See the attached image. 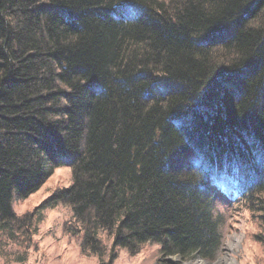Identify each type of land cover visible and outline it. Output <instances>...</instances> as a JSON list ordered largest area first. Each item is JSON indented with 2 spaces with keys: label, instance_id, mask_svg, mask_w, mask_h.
Listing matches in <instances>:
<instances>
[{
  "label": "trees",
  "instance_id": "trees-1",
  "mask_svg": "<svg viewBox=\"0 0 264 264\" xmlns=\"http://www.w3.org/2000/svg\"><path fill=\"white\" fill-rule=\"evenodd\" d=\"M59 166L40 207L102 264L216 259L221 195L264 248V0H0V255L33 246L14 202Z\"/></svg>",
  "mask_w": 264,
  "mask_h": 264
},
{
  "label": "rangeland",
  "instance_id": "rangeland-1",
  "mask_svg": "<svg viewBox=\"0 0 264 264\" xmlns=\"http://www.w3.org/2000/svg\"><path fill=\"white\" fill-rule=\"evenodd\" d=\"M72 183V170L69 166H59L47 182L27 198H17L14 208L17 214L37 209L42 212L39 230L34 236V244L28 251L17 250L15 246L7 247L10 254L0 255V264H102L95 255L83 253L79 243L64 231V224L72 216L71 207L56 204L52 207H40L52 192ZM215 212L222 213L224 223L221 226L223 245L218 257L214 260L197 257L185 259L179 255L164 256L159 243H147L136 254L119 249L114 259L105 257L109 264H188L203 260L207 264H217L227 254L235 264H264V248L255 239L259 232L256 220L243 206L229 203L222 195L216 201ZM255 233V234H254ZM238 240L233 247L230 244ZM110 243V242H109ZM26 254V256H25ZM17 255L25 256L17 259ZM111 262H108L110 261Z\"/></svg>",
  "mask_w": 264,
  "mask_h": 264
},
{
  "label": "bare ground",
  "instance_id": "bare-ground-1",
  "mask_svg": "<svg viewBox=\"0 0 264 264\" xmlns=\"http://www.w3.org/2000/svg\"><path fill=\"white\" fill-rule=\"evenodd\" d=\"M237 243H238V240L234 239V241L230 244V246L233 247ZM188 264H207V263L204 262L203 260H197L196 262H191ZM217 264H235V260L227 254Z\"/></svg>",
  "mask_w": 264,
  "mask_h": 264
}]
</instances>
